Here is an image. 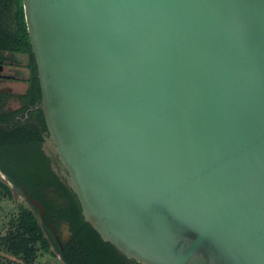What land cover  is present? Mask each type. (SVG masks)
Returning <instances> with one entry per match:
<instances>
[{"label":"water","instance_id":"95a60500","mask_svg":"<svg viewBox=\"0 0 264 264\" xmlns=\"http://www.w3.org/2000/svg\"><path fill=\"white\" fill-rule=\"evenodd\" d=\"M22 3L100 238L141 264H264V0Z\"/></svg>","mask_w":264,"mask_h":264},{"label":"trees","instance_id":"16d2710c","mask_svg":"<svg viewBox=\"0 0 264 264\" xmlns=\"http://www.w3.org/2000/svg\"><path fill=\"white\" fill-rule=\"evenodd\" d=\"M9 50L27 54L29 87L25 94L26 104L20 109L3 111L0 100V171L6 173L15 186L21 189L24 186L42 203L45 217L56 211L58 219L68 221L72 239L64 245V249L57 248L65 264H115L100 258L96 248L98 244L107 242L84 220L68 176L54 168L55 161L59 162L56 153L53 156L44 149V142L50 138L38 106L40 86L22 0H0V59L4 58L3 52ZM0 186L8 194L11 193L10 186L1 177ZM50 187H55L66 203L54 205L48 200L47 190ZM34 208L21 206L15 226L9 227L2 237L7 248L26 263L36 257L39 248L49 251L51 247L36 214L38 208ZM46 229L50 232V228ZM118 252L117 263L125 264V255ZM135 264L141 263L135 261Z\"/></svg>","mask_w":264,"mask_h":264},{"label":"rangeland","instance_id":"374dc122","mask_svg":"<svg viewBox=\"0 0 264 264\" xmlns=\"http://www.w3.org/2000/svg\"><path fill=\"white\" fill-rule=\"evenodd\" d=\"M12 107H18V102L12 103L11 108ZM44 149L47 153L53 156L54 153H56L53 143L48 138L44 142ZM54 168L59 171L60 174L67 176L65 169L59 162L55 161ZM0 175L1 180L4 183L8 184L11 189V193L8 194L3 189V187L0 186V264H65L62 260L61 255L58 253L51 236L49 235L46 227L44 226L43 228L46 232V235L51 241L50 250L44 251L43 249L39 248L37 250L36 257L31 262L26 263L21 257L13 254L7 248L6 244H4V240L2 239V237L6 235L9 227L15 226V220L19 215L21 206L30 207V203L26 196L23 195V190L21 188L16 187L13 183L8 181L4 174ZM50 191H52V189H49V192ZM107 243L98 244V248H96V250L98 254H100V258L104 257L105 260H108L109 262H114L116 264V260L119 258V250L113 244L110 245ZM124 261L125 264H135L134 260L127 256L124 257ZM103 264H105V262Z\"/></svg>","mask_w":264,"mask_h":264},{"label":"crops","instance_id":"0c3cea01","mask_svg":"<svg viewBox=\"0 0 264 264\" xmlns=\"http://www.w3.org/2000/svg\"><path fill=\"white\" fill-rule=\"evenodd\" d=\"M0 60V96L3 97L2 110L20 109L26 104L25 94L29 87L28 56L21 51H4ZM28 72V73H27ZM18 102V107L12 103Z\"/></svg>","mask_w":264,"mask_h":264},{"label":"flooded vegetation","instance_id":"af4514ba","mask_svg":"<svg viewBox=\"0 0 264 264\" xmlns=\"http://www.w3.org/2000/svg\"><path fill=\"white\" fill-rule=\"evenodd\" d=\"M0 60H2V59H0ZM0 100L2 101L3 97L0 96ZM62 167H63V165H62ZM66 173H67V171H66ZM0 174H4L6 176V178L8 179V181H10L12 183V181L9 179V177H8V175L6 173H4L3 171H0ZM67 176H68V174H67ZM68 183L70 184L69 176H68ZM49 189H52V191L49 192ZM22 190H23V195L26 196V198L28 199V201L30 203V208H32V209H35L34 207L38 208V212H36V214H37V216L39 218V221H40L41 225L44 226V227L50 228V232H48V233L51 236L52 241L55 244L56 248L59 247L61 250L64 249V245L66 243H69L71 241V239H72V232H71L70 224L68 223V221H66L64 219H58V217L56 215V211H52L50 217H45L44 216V207H43L42 203L37 198L33 197L30 193H28L27 189L24 186L22 187ZM32 199H36L37 201H39L41 203L43 209H41L38 205H36L32 201ZM47 199L50 200V201H53L54 205H59V204L62 205L64 203H66L65 198L58 194V191L56 190L55 187L48 188V190H47ZM53 222H55V223H53ZM50 243H51V241H50ZM134 262H135V260H134Z\"/></svg>","mask_w":264,"mask_h":264}]
</instances>
